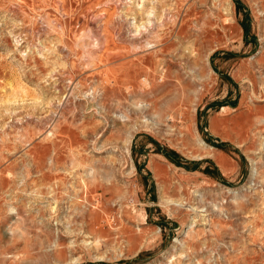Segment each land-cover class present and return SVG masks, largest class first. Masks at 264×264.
<instances>
[{
	"label": "rangeland",
	"instance_id": "374dc122",
	"mask_svg": "<svg viewBox=\"0 0 264 264\" xmlns=\"http://www.w3.org/2000/svg\"><path fill=\"white\" fill-rule=\"evenodd\" d=\"M0 264H264V0H0Z\"/></svg>",
	"mask_w": 264,
	"mask_h": 264
},
{
	"label": "bare ground",
	"instance_id": "6f19581e",
	"mask_svg": "<svg viewBox=\"0 0 264 264\" xmlns=\"http://www.w3.org/2000/svg\"><path fill=\"white\" fill-rule=\"evenodd\" d=\"M152 23V22H151ZM152 27V26H151ZM150 29V28H149Z\"/></svg>",
	"mask_w": 264,
	"mask_h": 264
}]
</instances>
